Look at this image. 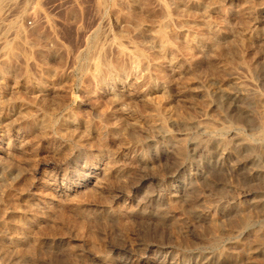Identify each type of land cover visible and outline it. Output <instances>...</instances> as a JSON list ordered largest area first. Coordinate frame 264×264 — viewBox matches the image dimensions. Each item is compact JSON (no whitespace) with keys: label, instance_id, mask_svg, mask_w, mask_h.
I'll return each instance as SVG.
<instances>
[{"label":"rangeland","instance_id":"1","mask_svg":"<svg viewBox=\"0 0 264 264\" xmlns=\"http://www.w3.org/2000/svg\"><path fill=\"white\" fill-rule=\"evenodd\" d=\"M6 1L0 2V60L10 66L0 72V264H264V110L255 106L264 97V0L253 2L254 11L245 5L242 11L234 5L239 0H219L236 7L227 13L198 0H169L167 11L152 0L141 7L120 0ZM138 16L143 23L134 27ZM249 27L259 37L238 44ZM160 28L178 47L191 33L210 31L228 53L218 54L211 42L206 56L190 60L174 50L181 73L164 62L160 74L153 59ZM116 37L146 56L120 59ZM97 57L123 68L109 79L95 77ZM46 67L57 85L45 97L25 93L26 79L43 82ZM235 77L247 86L234 88ZM153 81L165 88L152 94L161 115L142 96ZM124 85L133 94L119 106L111 89ZM17 101L55 105L54 120L76 113L88 129L77 126L72 137L53 124L26 132L4 118L5 105Z\"/></svg>","mask_w":264,"mask_h":264},{"label":"bare ground","instance_id":"2","mask_svg":"<svg viewBox=\"0 0 264 264\" xmlns=\"http://www.w3.org/2000/svg\"><path fill=\"white\" fill-rule=\"evenodd\" d=\"M4 0H0V2L2 3ZM8 1V0H7ZM6 1V2H7ZM148 1V0H147ZM154 3H156V4H159V5H162V8H165L166 9V11H167V9H169V8H167V3H168V1L169 0H152ZM202 1H204L208 6H211V5H213V4H218L220 1L219 0H198L196 3L198 4L199 2H202ZM254 1H256V0H239V3L238 4H234V5H237V7L239 8H241L242 9V11H243V8L245 7L248 11H254L256 8V6H255V4H253V2ZM119 2H122V4H124V7H125V4L126 5H128V7H129V5H132V4H134V5H136V6H140V5H142V4H144L145 3V1L144 0H120ZM176 2V1H175ZM241 2H242V5H241ZM258 2V1H257ZM249 3V4H248ZM255 3V2H254ZM169 4V3H168ZM194 5V4H193ZM241 5V6H240ZM243 5H245V6H243ZM262 5V4H261ZM255 6V7H254ZM134 7V6H133ZM141 7V6H140ZM139 8V7H138ZM215 8V10L217 11V12H220V13H223V12H228V11H233L234 9H236V7L234 8L233 7V4H230L229 6H226L225 7V5L224 4H218L216 7H214ZM134 9H137V8H134ZM206 9V8H205ZM245 9V10H246ZM263 9H264V6H263ZM237 11V10H236ZM239 11V10H238ZM169 12V11H168ZM167 12V13H168ZM245 12V11H244ZM256 12H258V11H256ZM236 13H238V12H236ZM246 13V12H245ZM254 14V12L252 13V15ZM248 16V15H247ZM246 17V16H245ZM252 17V16H251ZM224 19H226V17L224 18ZM223 19V20H224ZM254 20V19H253ZM252 20V21H253ZM143 23V18H141V17H136V21H135V23H134V27H136V26H139V25H141ZM127 24H129V21H128V23ZM249 24V23H248ZM132 25H133V23H132ZM223 25V24H222ZM208 26V25H207ZM212 26V25H211ZM252 26V25H251ZM199 27V26H198ZM223 27V26H222ZM222 27H219L218 29H216V31H217V33H218V31H219V35H220V33H222V32H224L223 31V28ZM229 27V26H228ZM208 28L209 29H211V27L210 26H208ZM199 29V28H198ZM215 29V28H214ZM213 29V30H214ZM228 29H230V28H228ZM227 29V30H228ZM202 30V29H201ZM201 30H199V31H201ZM21 31V30H20ZM19 31V32H20ZM23 31V30H22ZM21 31V32H22ZM33 31V30H32ZM31 31V33L33 34V37H37L38 35H40V33H41V31H39V30H35V31H33L32 32ZM204 31V30H203ZM226 31V30H225ZM243 31V30H242ZM28 31H23L22 33H27ZM120 32L121 33H125V34H127L128 32H129V27H128V25L127 26H120ZM171 31H166V30H164L163 28H160L158 31H157V40H156V46H157V50H156V52H154L153 53V59H154V61H155V65H156V69L159 71V73L160 74H162V72H163V70H164V68H163V65H165V64H163L162 65V63H166V66H169L172 70H170V69H168V72H169V70L170 71H176L175 69H177V66L179 65V63L181 64V62H179L178 63V61H177V58H176V53H173L174 52V50H179V51H181V52H183L184 53V55H186V56H188L187 57V59L188 60H190V59H194V56L195 55H199V53L200 54H202V56L204 55V54H206L205 52H203L204 51V48L206 47V45L208 46V43L209 42H211V43H213V45L215 46V48H216V50H217V53H218V51L219 52H223L222 54H224V55H227V51H225L224 50V48H222L221 46H220V44L215 40V36L216 35H213V33L211 34V35H213L215 38L213 39V37H211V35H209L210 33V31L209 32H207V34L205 33V31L204 32H197L196 31V33L194 34V35H192V33H191V37L188 39L187 37L185 38V42H184V44L183 45H181L180 43H178V44H180L181 46L180 47H178V46H175V44L173 43V41H172V39H171V35H172V33H170ZM258 31L256 30V28L255 27H249L247 30L245 29L244 31H243V33H240V37H239V35H236L237 37H236V39L238 40V37L240 38L239 40H242V42L241 41H237L238 42V44H239V42H240V44H243V45H245V44H251V43H253V40H255V38H257V36L259 37V35H258V33H257ZM209 33V34H208ZM6 34V33H5ZM23 34V35H24ZM42 34H43V32H42ZM215 34V33H214ZM174 35V34H173ZM176 35V34H175ZM226 35V34H225ZM232 35V34H231ZM32 37V38H33ZM39 37V36H38ZM177 37V36H176ZM219 37V36H218ZM29 38V37H28ZM235 38V37H234ZM23 41V40H22ZM27 41V40H26ZM257 41H258V39H257ZM257 41H255V42H257ZM263 41V40H262ZM2 42V41H1ZM1 42H0V45H1ZM5 42V41H4ZM28 42V41H27ZM44 42V41H43ZM237 42H235L236 44H237ZM222 43V42H221ZM232 43V42H231ZM231 43H226L227 45L229 44H231ZM237 44V45H238ZM4 45V44H3ZM5 45H6V43H5ZM41 45V44H40ZM210 45V44H209ZM227 45H226V47H227ZM242 45V46H243ZM246 45V46H247ZM155 46V45H154ZM153 46V47H154ZM211 46V45H210ZM209 46V47H210ZM246 46L245 47H242V48H246ZM252 46H253V44H252ZM4 47V46H3ZM3 47L1 48V49H3ZM111 47V46H110ZM208 47V48H209ZM213 47V46H212ZM233 47V46H232ZM236 47V46H235ZM251 47V46H250ZM113 48H114V50L117 52L116 54H117V56H118V54H119V56H131V57H129V58H134L135 60H139L141 57H144V56H146V54H145V52L143 51V50H141V49H137L136 50V52L135 51H132V52H134V54L133 55H131L132 54V52L131 51H129V49H128V47H127V45L124 43V40H122V39H120V38H118V37H116V39L114 40V42H113ZM211 48V47H210ZM229 48V47H228ZM227 48V49H228ZM239 48H240V46H239ZM249 48V47H248ZM207 49V48H206ZM213 49V48H212ZM234 49V48H233ZM236 49H238V48H236ZM40 50V49H39ZM42 50V49H41ZM230 50V49H229ZM228 50V51H229ZM239 50V49H238ZM230 51H232V50H230ZM236 51V50H235ZM2 52V51H1ZM203 52V53H202ZM226 52V53H225ZM4 53V52H3ZM198 53V54H197ZM208 53V52H207ZM209 53H211V52H209ZM216 53V52H215ZM216 53V54H217ZM14 53H12V55H13ZM218 54H220V53H218ZM217 54V55H218ZM221 54V55H222ZM229 54H231V53H229ZM238 54V53H237ZM3 55V54H2ZM118 56V57H119ZM204 56H206V55H204ZM207 56H208V54H207ZM209 56L210 57H212L210 54H209ZM220 56V55H219ZM243 56H244V54H243ZM222 57V56H221ZM226 58H227V56H225ZM233 57V56H232ZM235 57L237 58V56L235 55ZM235 57H233V58H235ZM242 57V56H241ZM120 58V57H119ZM124 57H122V59H123ZM202 58H204V57H202ZM208 58V57H207ZM239 58V60L241 59L240 57H238ZM243 58H245V57H243ZM121 59V58H120ZM142 59V58H141ZM140 59V60H141ZM210 59H212V58H210ZM222 59V58H221ZM228 59V58H227ZM230 59H231V57H230ZM230 59H228V61L230 60ZM2 60V59H1ZM0 60V61H1ZM6 60L7 59H4L3 58V60L1 61V63L2 64H0V65H2V68H1V70H0V72L2 73V74H8L9 72H10V66H9V63H8V61L6 62ZM104 60V59H103ZM103 60L102 59H100V58H96L94 61H93V65H92V68H93V75L95 76V77H98V76H100V75H106V77L109 79L110 77H111V74H112V72L114 71V72H117V70L118 69H122L123 68V66H122V64H121V66H114V64L112 63V62H106V63H104L103 62ZM197 60V59H196ZM207 60H209V59H207ZM219 60V59H218ZM238 60V61H239ZM46 61V60H45ZM119 61V60H118ZM133 61V60H132ZM180 61V60H179ZM211 60H209V62H210ZM47 62V61H46ZM224 62H225V60H224ZM237 62V61H236ZM136 63V62H135ZM137 63H138V61H137ZM177 63H178V65H177ZM211 64H212V62H210ZM219 64V63H218ZM223 64V63H222ZM235 64V63H234ZM238 64H239V62H238ZM241 64V63H240ZM239 64V65H240ZM138 65V64H137ZM227 65V64H226ZM135 66H136V64H135ZM221 66V65H220ZM134 67V66H133ZM135 68H138L137 66L135 67ZM178 68H179V66H178ZM247 68V67H246ZM181 69V68H180ZM103 70H106L105 72H103ZM177 70H179V69H177ZM39 71V70H38ZM41 71V70H40ZM40 71H39V73H40ZM44 71V73H46L47 74V76H45L44 78V80H43V82H40V83H37L38 85H34L32 82L30 83V81H28L27 79H26V81H25V84L23 85V89L25 90L24 92L25 93H27L26 91H30V92H38V93H41V96L44 94V97H45V95H48L47 93H46V88H49V86H52L53 85V87L55 86V85H57V83L56 82H58L51 74H52V70L50 69V68H48V67H46V69H44L43 70ZM122 70H120V72H121ZM166 71V70H165ZM35 72V71H34ZM33 72V73H34ZM37 72V71H36ZM167 72V73H168ZM39 73H38V75H39ZM166 73V72H165ZM166 73V74H167ZM178 73V72H177ZM179 73H181V71L179 70ZM172 73H170V75H171ZM41 75V74H40ZM173 75V74H172ZM175 75V74H174ZM31 76V75H30ZM102 77V76H101ZM105 77V78H106ZM169 77V76H168ZM171 77V76H170ZM33 78V77H32ZM31 78V79H32ZM40 78V77H39ZM138 79V78H137ZM162 79V78H161ZM163 79H164V77H163ZM33 80V79H32ZM59 80V79H58ZM101 80H103V79H101ZM131 80H133V79H131ZM135 80V79H134ZM153 80V79H152ZM105 81V80H104ZM136 81V80H135ZM133 82V84H134V81H132ZM230 82V81H229ZM56 83V84H55ZM62 83V82H61ZM232 83V82H231ZM55 84V85H54ZM153 85H155L154 87L155 88H149V89H147L146 91H144V93H143V97L145 98L144 100H146V102L147 103H150V104H154V106H156L157 107V111H158V115H161L160 114V107H159V102H157L155 99H154V97L152 96V94L156 91V89L158 90L161 86L159 85V83L157 82V81H153V83H152ZM233 84H234V88L236 87H238V89H244L246 86H247V83L246 82H244L243 80H241V79H239V78H237V77H235L234 79H233ZM98 85V84H97ZM120 85V84H119ZM123 85V84H122ZM130 85V87L132 86V83L131 84H129ZM59 86V85H58ZM61 86V85H60ZM64 86V85H63ZM117 87V86H116ZM133 87H135V86H133ZM168 87V86H167ZM226 87V86H225ZM123 88V87H122ZM121 88V89H122ZM132 88V87H131ZM131 88H129V87H127V86H125L124 85V88H123V90H119V89H111L112 91V97L114 98L113 100H114V102L116 101V104H118L119 106L120 105H122L123 104V102H124V99H126L127 97V95H131L132 96V90H131ZM162 88V87H161ZM90 89V88H89ZM88 89V87L87 88H85V91H86V93H93L92 91L90 92V90ZM163 89V91L165 90V88L163 87L162 88ZM92 90V89H91ZM225 90H228V89H225ZM160 91V90H159ZM53 92V91H52ZM110 92V91H109ZM134 92V91H133ZM95 93V92H94ZM103 93V92H102ZM225 93V92H224ZM228 93V92H227ZM29 94V93H28ZM27 94V95H28ZM31 94V93H30ZM110 94V93H109ZM155 94V93H154ZM89 95V94H88ZM228 95V94H227ZM37 96V95H36ZM35 96V97H36ZM50 96H51V94H50ZM131 96L129 97L128 96V98H131ZM135 96V95H134ZM138 96V95H137ZM39 97V96H38ZM43 97V98H44ZM111 97V98H112ZM126 97V98H125ZM42 98V99H43ZM47 98V97H46ZM46 98H45V102H46ZM50 98V97H49ZM134 98V97H133ZM51 99V98H50ZM61 99V98H60ZM60 99H59V101H60ZM70 99V98H69ZM256 99V98H255ZM44 100V99H43ZM57 100V99H56ZM66 100V99H65ZM143 100V101H144ZM63 101V100H62ZM67 101V100H66ZM123 101V102H122ZM43 102V101H42ZM49 102V101H48ZM58 102V101H57ZM41 103V102H40ZM55 103V102H54ZM53 103V104H54ZM1 105H2V103H0ZM45 104V103H44ZM46 104H47V102H46ZM56 104V103H55ZM63 104V103H62ZM48 105H50V104H48ZM48 105H45L44 107H40V105L38 104H30V103H25V102H23V101H17V102H13V103H10V104H6L5 105V107H6V113L4 114V118H5V121L7 120L10 124L9 125H11V124H13L15 121H17L18 123L20 122L21 124H22V126H23V129H24V131H26V130H30V129H32V128H35V127H37V128H39V130L41 129V130H45L46 128H48V127H50L51 126V124H53L55 127H56V130L59 132V134H61V135H64V136H69V137H72V129L73 130H75L76 128L75 127H84V129L85 130H87L88 129V124H87V122H85V121H82V120H80V118H79V116L78 115H76V113L74 114V113H64V114H62L59 118H57V119H55L54 120V117H53V115H54V113H55V110H54V108H52L53 106H55V105H53V106H48ZM59 105H61V104H59ZM59 105H57V107L59 106ZM43 106V105H42ZM255 106L260 110V111H263L264 110V97H260L259 96V98H257L256 100H255ZM60 107V106H59ZM65 107V106H64ZM2 108V107H1ZM144 108V107H143ZM55 109H57V108H55ZM145 109V108H144ZM69 110V109H68ZM151 110V109H150ZM40 112V114L39 115H37V112ZM145 111H148V110H145ZM154 111H155V109H154ZM154 111H151V112H154ZM156 111V112H157ZM146 113V112H145ZM155 113V112H154ZM123 114V111H120L119 112V115H122ZM123 117V116H122ZM153 117V116H152ZM133 118H135V117H133ZM150 119V118H149ZM152 119V118H151ZM139 121V120H138ZM153 121V120H152ZM8 122H6V123H8ZM136 123H138V122H136ZM90 125V124H89ZM140 125V124H139ZM142 125H143V123H142ZM158 125H159V123H158ZM5 126V125H4ZM75 128V129H74ZM87 128V129H86ZM7 129V128H6ZM76 131V130H75ZM80 130H78V132H79ZM27 132V131H26ZM86 132H88V131H86ZM114 132V131H113ZM4 133L6 134V131H5V129H4ZM8 133V132H7ZM74 133V132H73ZM81 133V132H80ZM83 133V132H82ZM81 133V134H82ZM78 134V133H77ZM80 134V135H81ZM97 134V133H96ZM95 134V135H96ZM88 135V134H87ZM90 136V135H89ZM92 136V135H91ZM261 136L262 137H264V123L262 124V129H261ZM82 137V136H81ZM81 137H79V134H78V138L74 135V138H77L78 140H80V138ZM84 137H85V135H84ZM87 137V136H86ZM73 138V139H74ZM94 138V137H93ZM86 139V138H85ZM83 140V139H82ZM90 140V139H89ZM231 147V146H230ZM233 148V147H232ZM236 148V147H235ZM104 171V170H103ZM122 175V174H121ZM102 176V175H101ZM102 177H104V176H102ZM95 183H96V181H95ZM98 184V183H97ZM96 185V184H95ZM99 185V184H98ZM121 211V210H120ZM119 213V212H118ZM121 213H122V211H121ZM18 222H23V220L21 221H19V220H17ZM23 224H25L24 222H23ZM27 225V224H26ZM15 227H16V225H15ZM14 227V228H15ZM23 239V238H22ZM91 239V238H90ZM27 240V239H26ZM25 240V241H26ZM14 241L16 242V243H22V241L19 239V238H16V239H14ZM25 241L23 242L24 244H25ZM28 241V240H27ZM26 241V243H28L29 244V242H27ZM13 243V242H12ZM16 245V244H15ZM23 245V244H22ZM26 246V245H25Z\"/></svg>","mask_w":264,"mask_h":264}]
</instances>
